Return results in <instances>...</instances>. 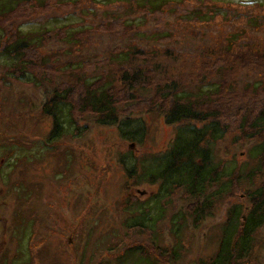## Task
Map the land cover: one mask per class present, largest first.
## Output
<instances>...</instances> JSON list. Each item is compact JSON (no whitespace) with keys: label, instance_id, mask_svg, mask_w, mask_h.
I'll return each instance as SVG.
<instances>
[{"label":"rangeland","instance_id":"1","mask_svg":"<svg viewBox=\"0 0 264 264\" xmlns=\"http://www.w3.org/2000/svg\"><path fill=\"white\" fill-rule=\"evenodd\" d=\"M24 1L0 16V51L20 33L30 44L13 59L0 54V264H132L116 257L135 245L150 264H208L229 209L246 216L252 189L264 188V138L251 126L264 108V0H171L155 14L126 0ZM84 83L110 87L120 116L142 115V145L93 123ZM200 83L215 85L205 109L226 129L214 162L226 177L242 175L228 182L210 220L196 224L189 219L199 202L178 191L155 204L158 185L133 184L120 157L163 154L177 132L165 123L164 94ZM65 91L84 128L47 144L46 102ZM138 202L157 216L165 210L153 234L123 223L124 207ZM182 213L176 236L172 218ZM255 239L244 264H264V227ZM170 248L178 261L165 255Z\"/></svg>","mask_w":264,"mask_h":264},{"label":"trees","instance_id":"2","mask_svg":"<svg viewBox=\"0 0 264 264\" xmlns=\"http://www.w3.org/2000/svg\"><path fill=\"white\" fill-rule=\"evenodd\" d=\"M46 1L50 0H39L44 5ZM54 1L59 4L78 2V0ZM126 1L138 9H144L153 14L159 13L163 7L171 2V0ZM24 2V0H0V16H8ZM27 40L26 36H22L20 33L18 38L9 44L11 46L8 47L7 41L4 42L0 54L3 57L9 56V59H13L30 45ZM2 41L3 39L1 43ZM15 60L19 62V59ZM84 85L85 92L81 98L82 107L83 111L88 109L96 115L93 123L102 127L112 126L122 140L142 145L148 134L146 121L142 115L139 117L120 116L110 95V87H105V84L95 88L90 87L91 85H87V83ZM195 85L192 89L185 88L184 91H177L176 89V92L169 91L163 96L170 101V106L164 113L165 123L177 127V132L168 149L163 154L143 156V158H136L132 153H128L120 157V165L124 167L127 177L132 179L133 184L158 185V192L152 197L155 204L159 202L164 205L168 201L172 202V197L178 191H182L187 198L190 197L199 202L193 217L189 220H195L196 224H201L210 220L213 207L226 198L230 185L228 182L233 184V179L239 178L235 175L241 176L242 173L239 170H233L231 176L226 177L223 173L224 169L214 162L213 147L224 137L226 129L219 122L218 115L205 109L214 103L212 100L213 93L210 91L215 88V85L212 83H208L206 86L203 83ZM131 87L132 85L129 87L130 90ZM202 87H206V91L202 92ZM68 98L66 91L59 92V94L54 93L46 102L48 109L44 108L43 112L52 119V129L47 135V144L59 141L66 135H74L81 128H84L77 123L75 104ZM251 126L258 132V135L264 138V108L254 114ZM71 128L72 131H70ZM261 143L264 154V139ZM249 177L252 176L249 175ZM263 189L257 187L252 189L251 207L246 216L241 217L239 215L240 209L236 206L229 209L227 219L222 224L216 253L208 264H244L251 256L256 241L255 237L264 227ZM146 203L144 205L138 202L134 208L132 206L124 207V211L128 215L123 220L126 228L151 231L163 218L165 214L163 207L157 216L151 213L152 208ZM136 217H140V220L137 221ZM183 217V213L182 216L180 214L175 222L171 217L172 232L176 236L182 233L183 223H186ZM240 219L242 220L241 223ZM170 243L174 244L173 240H170ZM179 243L181 244V240ZM164 252L174 262L178 261L179 254L176 250L170 248L169 252L167 250ZM150 258L148 252L146 253L143 248L135 245L124 249L122 254L116 257V261L122 263L132 260V264H150Z\"/></svg>","mask_w":264,"mask_h":264}]
</instances>
